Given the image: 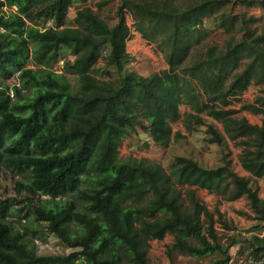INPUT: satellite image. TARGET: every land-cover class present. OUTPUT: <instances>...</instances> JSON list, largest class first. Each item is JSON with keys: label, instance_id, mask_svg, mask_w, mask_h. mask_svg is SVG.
Returning <instances> with one entry per match:
<instances>
[{"label": "trees", "instance_id": "trees-1", "mask_svg": "<svg viewBox=\"0 0 264 264\" xmlns=\"http://www.w3.org/2000/svg\"><path fill=\"white\" fill-rule=\"evenodd\" d=\"M87 2L0 0V78H19L13 95L0 81V180L8 172L24 177L15 180L16 189L35 216L13 208L10 197L0 200V264H151L150 242L168 234L174 236L169 254H217L211 264H228L230 249L247 243L255 263L261 261L264 234L258 242L248 238L224 219L219 206L211 211L193 187L218 195L220 203L246 197L252 214L243 210V215L264 231V200L251 185L264 176V119L257 125L234 116L243 110L264 116V27L256 25L262 18L226 11L233 0H121L119 21L110 26ZM235 4L264 9V0ZM125 10L165 57L167 69L144 76L125 68L131 57ZM210 19L228 36L223 44L205 43ZM63 50L74 59H66L65 72L57 73L50 68ZM101 57L119 78L94 72ZM31 60L45 68L28 67ZM69 72L77 75L75 85ZM252 84L262 87L255 100L229 108ZM182 104L195 112L189 118L207 127L204 141L223 154L216 166L177 156L179 188L161 163L122 159L119 147L139 131L165 147L183 138L173 132ZM201 113L222 122L228 136ZM237 139L249 177L231 165L228 140ZM217 224L232 231L226 246ZM49 234L72 250L38 254L31 239L45 241Z\"/></svg>", "mask_w": 264, "mask_h": 264}, {"label": "rangeland", "instance_id": "rangeland-1", "mask_svg": "<svg viewBox=\"0 0 264 264\" xmlns=\"http://www.w3.org/2000/svg\"><path fill=\"white\" fill-rule=\"evenodd\" d=\"M95 1V2H94ZM236 0H233L232 4L228 5L225 9L226 11L232 12V14H240L244 13L247 16L253 15L256 17H261L262 21L257 23L256 25L259 29L264 27V9L261 6H253L247 7L241 4H235ZM101 2L99 0H92L88 3L89 6H93V10L97 12L100 17L104 18L110 25H113L117 21L116 8L120 1L118 0H109V2L104 5L102 8L99 7L98 3ZM98 7V8H97ZM76 8L78 5H71L69 10V25L74 24L75 16H76ZM33 21L28 20V26H31ZM40 26V24L38 25ZM206 27L211 30L209 37L205 40V43L210 44H223L226 38L228 37L222 29H217L215 22L210 19L207 20ZM137 35V43L132 48V55L137 58L138 66L135 68L136 72L141 75L148 76L155 72H162L167 69L168 63L162 53H159L155 48L147 44L145 40L142 38L140 33L136 32ZM242 33H237V37H241ZM154 45V44H153ZM155 46V45H154ZM68 59L73 60L72 54L64 51L60 59L53 64L50 68L51 70L57 73L65 72V64L66 61L62 60V58L67 57ZM28 67L31 68H45L44 65L37 66L32 60L29 61ZM101 77L103 76L107 80H115L119 78L117 71L113 67H107L103 57L100 58L99 63L96 65L94 72ZM68 77L72 85L76 84L77 75L74 72H69ZM4 83L10 86V93L13 95V86L19 84L18 74L13 75L9 79L0 78ZM262 87L257 84H252L247 91H245L241 97L240 101H237L229 106V108L238 110L244 103L253 102L255 98L261 93ZM188 106L182 105V120L173 124V130L178 132L181 131L184 137L176 138L172 140L169 146H161L157 145L153 142L149 136H147L142 131H139V135L137 136H128L124 139V143L119 147L120 149V157L122 159H146L150 163H161L164 169L167 171L169 175L172 176L175 183L179 188L182 186L177 182L176 170L177 167L175 164V158L177 156H191L195 159L199 160L202 164L206 166H216L219 165L222 161V150L216 144H207L204 139L208 137L206 134V126L200 125L197 123L196 119L189 118L187 113L189 112L187 109ZM247 117V119L252 123H258L263 120L262 115H255L250 112H242L237 113L238 118ZM201 117L209 122L212 121L217 127L222 131L224 129L223 123L220 121L213 120L208 117L206 113H203ZM245 117V118H246ZM190 126V127H189ZM232 141H229V143ZM229 145V144H228ZM231 150H228L229 154H231V158L233 159V167L236 170L237 163H234L236 157H239L238 148L234 147L231 143ZM5 179L0 180V200L6 197H10L11 202L13 203V208H22L24 210L25 215H30L32 218V214H34V209L29 208V201L25 197L24 194H19L16 189L15 180H24V177L21 174L14 176L12 173L8 172L5 174ZM188 187L185 186L182 190L185 193L184 189ZM198 198L205 204L207 207L213 211L214 208H221L225 212V220L228 221L230 225L236 226L238 229L243 231L244 235L253 241H260L262 238L264 231H262L259 227L256 226L255 223L252 222V219H249L244 214L245 209H247V202L245 199H240L237 202H228L223 201L220 203V197L214 193L209 192L206 189L196 188ZM183 193L184 198L186 195ZM46 198V196H43ZM186 204H189L188 200H185ZM240 210V213H238ZM23 214V215H24ZM26 222L31 220L28 216L25 217ZM11 220L17 222L16 224L21 226L19 220L15 217H10ZM35 219V216L34 218ZM33 219L31 221H33ZM37 221V220H36ZM37 226L40 224L36 223ZM217 227L221 234V239L223 244L226 246L229 243V239L227 237V233H231L232 231L224 230L220 224H217ZM31 242L35 245L38 254L40 255H56L62 253H69L72 249L66 246L62 241H60L56 236L49 234L45 241L41 240H33ZM174 242V236L172 234H168L166 238L162 241L154 240L151 241V245L149 248V258L151 260V264H211L214 257H217V254L208 255L205 257H195L191 254L184 253L178 250L171 251V254L168 253L169 247ZM231 260L228 264H254L255 259L252 254V251L248 244H241L238 247H232L230 249ZM255 264H264V258L261 261H258Z\"/></svg>", "mask_w": 264, "mask_h": 264}, {"label": "crops", "instance_id": "crops-1", "mask_svg": "<svg viewBox=\"0 0 264 264\" xmlns=\"http://www.w3.org/2000/svg\"><path fill=\"white\" fill-rule=\"evenodd\" d=\"M90 1H92V0H88V3L90 2ZM99 1H101V2H105V1H109V0H99ZM119 1V0H118ZM95 2V1H94ZM100 3V2H99ZM76 4H78V3H76ZM106 5V4H105ZM118 6H119V3H118ZM118 6H117V8H116V11H117V9H118ZM93 7V6H92ZM98 8V7H97ZM102 8V7H101ZM124 15H125V19H126V22H127V24H128V26L130 27V30H131V40L130 41H128V43H127V51L128 52H130L131 54H132V48L130 47V45H134L135 43H137V41H138V39H137V35H136V28L134 27V20L132 19V17H131V14L127 11V10H125V12H124ZM76 17V16H75ZM118 21H119V19H118V15H117V21L113 24V25H110V26H115L117 23H118ZM147 43H149V42H147ZM153 45V44H152ZM155 45V44H154ZM153 45V48H155L156 49V46H154ZM157 50V49H156ZM158 51V50H157ZM159 52V51H158ZM160 53V52H159ZM133 56V55H132ZM134 57V56H133ZM249 89V88H248ZM182 105H186V106H188L187 108H189V109H187L189 112V114H191V113H195L192 109H191V107L188 105V104H182ZM181 105V106H182ZM181 106H180V110H181ZM241 108V107H240ZM239 108V109H240ZM242 112H250V111H247V110H243V111H240V112H238V113H242ZM250 113H252V112H250ZM203 113H201V115H202ZM254 114V113H253ZM200 115V116H201ZM255 115H262V114H255ZM208 116V115H207ZM235 117L237 116V113L234 115ZM263 116V115H262ZM209 117V116H208ZM246 117V116H245ZM244 117V118H245ZM211 118V117H210ZM243 118V117H242ZM246 119H247V117H246ZM263 119H264V116H263ZM248 120V119H247ZM249 121V120H248ZM250 122V121H249ZM251 124H257V125H262L263 124V120H261V122H258V123H252V122H250ZM223 126H224V124H223ZM219 130H220V128L219 127H217ZM221 131V130H220ZM173 132H174V135H175V133H177L176 131H174L173 130ZM178 132H181V131H178ZM221 132H223L224 133V135H226V136H228V133L226 134V132H225V128L221 131ZM181 134H182V132H181ZM229 141H232V142H230L234 147H236V148H238L239 150H238V152H239V154H238V156L239 157H236L235 158V160H234V163L236 164L237 163V168H236V170L234 169V167H233V159L231 158V165H232V168H233V170L236 172V173H238L239 175H242V176H246V177H249V175H250V172L249 171H247V170H245L244 169V167H243V165H242V162H241V156H242V154H243V152H244V145H240L239 144V141H240V139H237V140H228V148H227V150H231V146H230V143H229ZM231 157V156H230ZM251 185H252V187H253V189H255L256 190V192H257V194H258V196L260 197V198H262L263 200H264V176L263 177H259V178H255V179H253L252 180V183H251ZM240 199H245L246 200V202H247V209H245L244 211H247V213L249 214V215H251L252 214V211H251V207H250V205H249V201H248V199L246 198V197H242V198H240ZM240 199H237V200H234V201H228V202H237L238 200H240ZM221 211H223L222 209H221ZM224 212V211H223ZM251 217V216H250ZM252 222L253 223H255L256 224V222L254 221V219L252 218Z\"/></svg>", "mask_w": 264, "mask_h": 264}, {"label": "clouds", "instance_id": "clouds-1", "mask_svg": "<svg viewBox=\"0 0 264 264\" xmlns=\"http://www.w3.org/2000/svg\"><path fill=\"white\" fill-rule=\"evenodd\" d=\"M120 2H121V0H119ZM76 4V3H75ZM75 4H73V5H75ZM76 5H79V3L78 4H76ZM87 5H88V2H87ZM119 5H120V3H119ZM91 7V6H90ZM71 8V7H70ZM118 8H119V6H118ZM77 9L78 8H76V13H77ZM93 9V8H92ZM118 10V9H117ZM116 14H117V11H116ZM77 16V15H76ZM100 16V15H99ZM102 18V17H101ZM68 19H69V14H68ZM104 19V18H103ZM52 23L51 22H48L47 23V25L48 26H50ZM109 24V23H108ZM134 24V23H133ZM110 25V24H109ZM136 32H138L137 30H136ZM139 33V32H138ZM141 35V34H140ZM142 36V35H141ZM143 38V37H142ZM144 39V38H143ZM131 39H129V41H130ZM145 40V39H144ZM145 42H149V41H147V40H145ZM128 43V42H127ZM147 44H149L150 46H152L153 47V45H152V43H147ZM108 50V48H106V51ZM129 54H130V58L127 60V62H126V64H125V68L128 70V71H135L136 69L135 68H137V66H138V60H137V58H135V57H133L132 56V54L130 53V52H128ZM72 57L74 58V55H72ZM66 59H68V56L67 57H64V58H62V60H64V61H66ZM124 143V142H123ZM197 188V187H196ZM244 233V232H243ZM152 241H154V240H152ZM159 241V240H158ZM150 244H151V242H150Z\"/></svg>", "mask_w": 264, "mask_h": 264}]
</instances>
